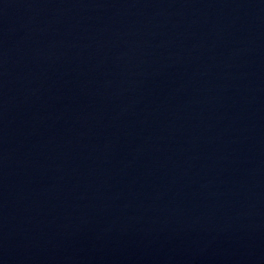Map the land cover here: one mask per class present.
<instances>
[{
  "label": "water",
  "instance_id": "1",
  "mask_svg": "<svg viewBox=\"0 0 264 264\" xmlns=\"http://www.w3.org/2000/svg\"><path fill=\"white\" fill-rule=\"evenodd\" d=\"M0 264H264V0H0Z\"/></svg>",
  "mask_w": 264,
  "mask_h": 264
}]
</instances>
